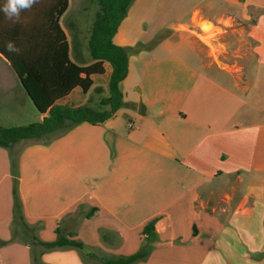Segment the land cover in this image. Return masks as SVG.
<instances>
[{
	"label": "crops",
	"instance_id": "1",
	"mask_svg": "<svg viewBox=\"0 0 264 264\" xmlns=\"http://www.w3.org/2000/svg\"><path fill=\"white\" fill-rule=\"evenodd\" d=\"M204 21L226 24L219 51L195 37ZM157 35L129 54L124 104L110 117L22 144L16 176L0 146V264H33L31 246L11 239L14 177L41 240L83 244L38 246L39 264H121L146 242L151 219L153 248L133 264H264V0H133L112 39L133 46ZM68 54L76 62L69 42ZM0 60L22 106L29 97ZM103 66L86 92L75 87L57 103L101 104ZM1 99L0 126H12Z\"/></svg>",
	"mask_w": 264,
	"mask_h": 264
},
{
	"label": "trees",
	"instance_id": "2",
	"mask_svg": "<svg viewBox=\"0 0 264 264\" xmlns=\"http://www.w3.org/2000/svg\"><path fill=\"white\" fill-rule=\"evenodd\" d=\"M132 1L97 0L99 9L88 36L91 62L85 65L77 64L69 58L66 34L60 24L69 0H38L30 9L21 11L19 19L14 21L7 19L0 11V53L19 75L20 83L35 109L41 114L46 113L39 121L0 126V146L10 149L14 176L18 150L12 147L18 142H45L79 122H101L123 106L120 84L127 74L129 54L153 46L160 39L157 36L149 44L138 42L133 46H121L113 42V35ZM4 2L5 0H0V5ZM8 41H12L20 49L19 54L5 50ZM104 61H108L111 66L107 83L108 96L101 99V104L106 108L90 110L85 106L57 103V100L75 87L86 92L93 84L92 75L103 74ZM65 123L68 125L64 127ZM154 223L155 219H151L145 224L143 233L147 235V240L135 253L120 256L113 263L117 261L121 264H133L146 259L153 248L151 242L156 240ZM12 224L11 239L18 238L31 246L33 264H39V253L35 250L38 246L43 250L65 246L78 249L83 247L81 242L74 239L57 237L53 241H43L37 236L40 224H29L26 221L15 177Z\"/></svg>",
	"mask_w": 264,
	"mask_h": 264
},
{
	"label": "rangeland",
	"instance_id": "3",
	"mask_svg": "<svg viewBox=\"0 0 264 264\" xmlns=\"http://www.w3.org/2000/svg\"><path fill=\"white\" fill-rule=\"evenodd\" d=\"M98 9L99 5L97 0H69L68 8L60 18V23L67 33L70 45V56L79 64H85L90 58L88 36ZM219 24L221 27L213 26L211 23L204 21L201 24L202 28L197 30L198 36H195L205 47L207 46V48L213 51H219V49L223 48V45L219 41V35L223 33L222 27H224V25L221 23ZM157 36L153 39H156ZM11 79V70L8 71L6 66L2 63V66H0V98L2 97L1 102L6 106L5 111H13L11 116L14 115V118H11L7 124L22 125L37 121L38 112L27 96L25 98V103L23 104L21 101L22 106L18 105V97H21L22 92L20 88L17 89L14 88V86L8 87L7 81L9 82ZM9 107H15L17 109L13 110ZM87 108L90 110H102L106 108V106L92 100L91 106ZM19 111L21 113L14 114ZM22 144H24V141H21L20 144H16L15 150Z\"/></svg>",
	"mask_w": 264,
	"mask_h": 264
},
{
	"label": "clouds",
	"instance_id": "4",
	"mask_svg": "<svg viewBox=\"0 0 264 264\" xmlns=\"http://www.w3.org/2000/svg\"><path fill=\"white\" fill-rule=\"evenodd\" d=\"M37 2L38 0H5V2L0 5V11L4 13L7 19L14 21L19 19L21 11L30 9L32 5ZM5 50L9 53L19 54L20 52V49L12 41L6 42Z\"/></svg>",
	"mask_w": 264,
	"mask_h": 264
},
{
	"label": "water",
	"instance_id": "5",
	"mask_svg": "<svg viewBox=\"0 0 264 264\" xmlns=\"http://www.w3.org/2000/svg\"><path fill=\"white\" fill-rule=\"evenodd\" d=\"M4 57V56H3ZM6 59V58H5ZM9 65H10V67H11V69L13 70V72L15 73V75L17 76V78H18V80H19V82H20V78H19V75L16 73V71L14 70V68L11 66V64L9 63ZM20 85H21V83H20ZM21 87L23 88V86L21 85ZM23 90L25 91V89L23 88ZM25 93L27 94V92L25 91Z\"/></svg>",
	"mask_w": 264,
	"mask_h": 264
},
{
	"label": "built area",
	"instance_id": "6",
	"mask_svg": "<svg viewBox=\"0 0 264 264\" xmlns=\"http://www.w3.org/2000/svg\"><path fill=\"white\" fill-rule=\"evenodd\" d=\"M222 24H223L224 26H226V24H224V23H222ZM216 26H219V27H221V25H220V24H217ZM222 28H223V27H222ZM128 125H129V126H132V125H133V123H132V122H129V123H128Z\"/></svg>",
	"mask_w": 264,
	"mask_h": 264
},
{
	"label": "flooded vegetation",
	"instance_id": "7",
	"mask_svg": "<svg viewBox=\"0 0 264 264\" xmlns=\"http://www.w3.org/2000/svg\"><path fill=\"white\" fill-rule=\"evenodd\" d=\"M198 36V35H197Z\"/></svg>",
	"mask_w": 264,
	"mask_h": 264
}]
</instances>
